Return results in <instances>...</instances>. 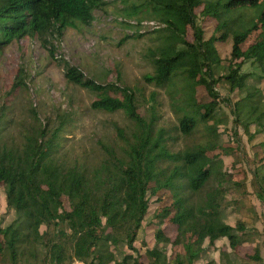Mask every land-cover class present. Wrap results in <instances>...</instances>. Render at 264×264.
Wrapping results in <instances>:
<instances>
[{
  "label": "trees",
  "instance_id": "1",
  "mask_svg": "<svg viewBox=\"0 0 264 264\" xmlns=\"http://www.w3.org/2000/svg\"><path fill=\"white\" fill-rule=\"evenodd\" d=\"M260 1L144 0L175 38L173 45L155 56V71L145 77L157 86L169 88L173 87V79L184 80L181 90L187 100L180 107L174 99V106L183 112L177 125L183 136L180 151L169 147L168 142L174 138L170 132L167 134L164 127L156 129L154 113H139L132 87L98 83L67 61L63 62L66 81L96 92L92 108L107 112L123 109L128 115L132 128L128 132L115 128L123 145H103V154L94 161L86 157L71 160L62 141V131L70 119L68 112L58 111L54 117L42 119L34 108L31 120L21 124L19 138L6 141L1 135L5 112L0 109V187L5 190L7 208L15 216L6 226L0 225V264H70L75 260L85 264H198L206 240L212 245L227 238L233 251L239 249L245 242L240 234L245 232V226L242 221L233 226L225 215L227 208L237 203L227 200L229 187L242 183L233 182L219 153L208 152L233 151L222 143V133L218 131L226 118L216 115L220 104L217 86L226 84L231 94L246 89L250 73L241 72V68L247 60L259 65L264 79V10L253 24L234 34L228 66L219 64L214 44L228 37L227 32L216 35L225 24L217 9L256 6ZM97 3L98 0H0V51L27 37L49 43L76 22L90 25ZM132 7L138 8L134 4ZM207 18L218 21L215 33L208 39L204 38L201 22ZM188 26L192 28L193 41L184 38ZM180 42L185 47L178 48ZM199 85L207 89L210 101L196 100L194 92ZM256 93L261 90L247 91L233 110L234 126L242 127L250 140L264 133V96ZM151 109L155 110L154 105ZM251 125L255 126L253 133L249 132ZM234 137L239 142L236 133ZM256 149L254 157L260 166L252 173L254 185L257 179L264 181V173L259 176V171H264V140ZM150 183L154 185L150 187ZM182 188L191 195L199 193L201 202L192 203ZM149 190L153 196L163 190L172 192L176 213L169 221L177 226V234L171 239L163 228H157V246L146 251L149 261L145 263L141 254L126 253L121 246L136 251L137 231L149 211ZM263 191H257L261 198ZM62 196L68 197L70 209L64 207ZM156 215L164 220L170 211L165 208ZM166 243L181 244L185 252L170 257L161 247ZM255 250L254 255L247 256L259 261L261 256ZM202 264L218 263L211 259Z\"/></svg>",
  "mask_w": 264,
  "mask_h": 264
},
{
  "label": "rangeland",
  "instance_id": "2",
  "mask_svg": "<svg viewBox=\"0 0 264 264\" xmlns=\"http://www.w3.org/2000/svg\"><path fill=\"white\" fill-rule=\"evenodd\" d=\"M261 1L256 6L242 4L217 9L225 24L216 35L228 33L226 40H218L214 44L221 66H228L230 62L234 34L253 24L263 12L264 3ZM132 4L138 8L133 9ZM93 14L94 19L90 25L76 22V25L68 26L60 36L49 40V43L41 42L36 37H27L11 42L0 51V109L5 112L1 135L4 140L19 138L23 131L21 124L31 120V109L34 108L40 112L42 119L54 117L58 111L68 112L70 119L62 131V141L63 149L71 160L86 157L88 161H94L103 154V145L114 142L118 146L123 145L122 138L115 128L119 126L128 132L132 128L128 115L123 109L107 112L92 108L96 92L66 81L63 62L67 61L98 83H116L120 87H132L137 94L139 113H154L156 129L164 127L167 134L170 132L174 138L168 142L169 147L172 151H180L184 147L183 136L179 133L177 125L183 112L174 106V99L180 107L183 101L187 100V94L181 90L184 80L173 79V87L169 88L157 86L154 81L149 82L145 77L155 71V56L158 57L166 47L174 44L173 33L161 16L155 15L144 0H98ZM201 22L204 38L208 39L215 33L218 21L207 18ZM184 38L187 41L194 40L190 26ZM178 45V48L185 47L182 42ZM241 72L250 73L246 89L236 90L231 94L226 84L217 86L220 104L216 115L226 118V123L220 124L218 131L222 133V143L228 148H233V151H230V154L219 150L208 153H219L224 162L223 168L232 175L233 182L242 183L241 186L232 184L227 191V200H236L237 203L227 208L225 220L233 226L238 221L243 222L245 232L240 234L245 242L235 252L227 238L218 239L212 245L206 240L198 264L211 259L218 264H264V198L257 193L264 190V181L257 179L254 185L252 174L260 166L254 153L259 150L256 147L264 140V133L250 140L243 128L235 127L233 123L235 102L254 88L261 90L264 96V79L259 65L252 60L243 63ZM195 89L196 100H211L204 86L199 85ZM115 94L119 95L120 92ZM152 94L155 97H151ZM152 105L155 110L151 109ZM254 131L255 126L251 125L249 132ZM235 133L239 142L235 140ZM263 173L264 171L260 170L259 176ZM153 185L154 183H150V187ZM182 190L186 191L187 188ZM147 193L149 211L137 231L134 242L136 251L128 249L126 245L121 246L126 253L141 254L145 263L149 261L146 251L157 246V228H163L171 239L177 234V226L169 221L176 213L172 192L163 190L158 196H153L150 190ZM189 199L192 203L201 202L199 193L189 194ZM62 201L64 207L70 209L68 197L62 196ZM165 208L169 209L170 215L161 220L156 214ZM14 217L7 208L5 190L0 187V225L6 226ZM41 229L46 230L45 226ZM94 232L97 233L98 230L95 229ZM0 241L3 242L1 236ZM161 245L170 257L185 252L181 244ZM255 249H258L261 256L259 261L247 256L254 255ZM70 264L85 263L75 260Z\"/></svg>",
  "mask_w": 264,
  "mask_h": 264
}]
</instances>
